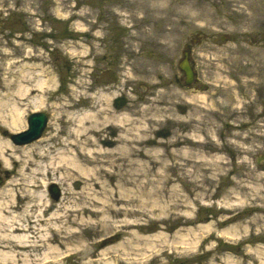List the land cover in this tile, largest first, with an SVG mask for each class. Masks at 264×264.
Segmentation results:
<instances>
[{"label":"rangeland","instance_id":"obj_1","mask_svg":"<svg viewBox=\"0 0 264 264\" xmlns=\"http://www.w3.org/2000/svg\"><path fill=\"white\" fill-rule=\"evenodd\" d=\"M193 1L200 15L189 27L181 25L184 31L171 48L161 38L156 47L163 50L136 42L140 51L129 37L140 29L141 15L130 14L128 0H0V92L23 75L20 82L33 89L18 99L25 126L12 131L0 125L3 139L19 147L5 152L8 167L0 157V191L20 190L19 169L25 166L29 177L41 160L38 148L31 154L20 148L37 139L16 144L10 138L28 127L34 111L49 117L38 138H44L45 150L63 148L62 140L72 138L74 113L99 110L104 112L98 127L91 128L90 120L85 124L88 135L103 138L115 125L128 146L140 147L88 146L106 160L107 172L85 175L99 183L88 189L93 193L86 212L78 209L82 181L73 182L62 170L37 174V211L22 212L32 203L28 196L12 212L28 225L29 237L24 246L5 247L15 254L7 264H47L42 260L47 255L51 264H264V112L256 115L248 105L256 94L258 107L264 106V89L246 97L240 85L247 76H238L242 66L252 65L251 51L264 47V3L253 0L248 9L242 2L229 6V0ZM238 11L258 14L256 26H241ZM186 46L195 70L191 84L179 67ZM146 48L151 66L144 64ZM40 79L41 88L35 86ZM179 133L198 145L173 148L168 143ZM214 161L221 164H206ZM197 163L213 176L209 182H201ZM224 174V186L219 185ZM112 192L123 198L114 206L124 209L114 216L95 212Z\"/></svg>","mask_w":264,"mask_h":264},{"label":"bare ground","instance_id":"obj_2","mask_svg":"<svg viewBox=\"0 0 264 264\" xmlns=\"http://www.w3.org/2000/svg\"><path fill=\"white\" fill-rule=\"evenodd\" d=\"M261 3H264V0H260ZM237 2H242L244 5V8L252 9L254 5L253 0H229V6L231 5H238ZM195 2L193 0H128V8L129 12L132 16L138 17L141 15V18L139 19V25L140 29L138 28L136 34L134 36H131L129 38H132V45L131 46H137L140 49L141 43H146L151 45L153 47L152 49H156L157 51L163 50L162 47H156L162 43L161 38H166L168 40V46L169 48L172 47V45L176 42L178 39V36L181 35L184 31V27H181L182 24H184L185 27H189L195 18H197L200 15V11L195 10ZM243 8V9H244ZM259 10L260 7H256ZM239 16V23L241 26L246 27L248 29H253L252 26H256L255 21L256 14H252V12L249 14H244L242 11H238ZM145 22H150L151 27L149 29L145 30L143 29V24ZM255 28V27H254ZM136 42L139 43L136 44ZM130 45V43H129ZM162 46V45H160ZM166 46V43H165ZM130 47V46H129ZM258 50L251 51V55L249 54V58L251 60L252 65L249 66V64L246 67V64L244 67L242 66L240 68V73L238 76L243 74L244 76H247L241 83L240 87L243 88L242 92L246 97H249L254 94V92L264 89V54H261V50L264 51V47L257 48ZM141 51V49H140ZM149 49H145L143 52L144 58V64L147 66H151L153 62L149 60ZM26 76H20L18 79L16 78L14 81H10L5 83V88L7 89L6 93L0 92V125H3L6 128H9L12 131L19 130L25 126V120L23 118V111L21 107L18 105V99L23 98V96H30L32 94L31 88L23 85L20 80L22 81ZM18 80V81H17ZM16 82V83H15ZM45 82L40 79L37 80L35 83V86H39L40 88L43 86ZM13 85H15L13 87ZM239 87V88H240ZM240 90V89H239ZM229 91V101L231 102L232 97V90L231 88L225 89L224 92ZM109 99V97H107ZM97 102V101H96ZM94 102V103H96ZM32 103L35 107H40L42 102L37 101V99H32ZM261 104L260 99L255 96L251 101H249L248 105L255 107V113L256 115H260L262 112H264V106L258 107V105ZM99 104H95L94 106H98ZM108 105H110L108 103ZM98 110V109H97ZM43 112V111H40ZM104 111H100L99 113L95 114H85L81 117V115L73 114V117H70V119L77 122V127L69 128L70 133L69 135L72 136L71 139L69 137L62 140V143L64 144L63 148H56L55 150L49 149H43L44 147L40 146L42 144V141L44 138L37 139L36 142L38 143H31L26 144L20 147L22 151H24L27 154H31L32 149H39V154L41 160L35 162L36 169L32 170L29 177L25 176V166L21 167L19 169V173L22 177L19 180H15L16 184H20L21 189L14 192L13 189H6L0 191V263L7 264L11 262V257H14L15 254L12 250L5 249V247H21L25 245V242L28 240L29 235H27L28 225L24 226L21 219H18V214H12L13 210L17 207H19V201L25 200L26 197H30L31 204L28 205L26 208L22 209L23 213L30 214V210H34L30 215L35 213L37 211L36 202H39L40 196H37L35 187L38 186V180L35 178L37 174L45 173L50 170L54 171H60L62 170L65 175V177L73 180V182L82 181V190L78 193L79 196V210L81 212H86L90 207L87 205L88 201V189H94L99 184L95 179H98L94 175L90 177H86L89 174L92 173L103 175L102 172L105 171V168H102L106 162L105 159H103V156L100 157L101 154L97 153L96 151L91 153L89 145L96 146L98 148H103L105 145H113L118 144L117 148H140L137 146L136 143H133L134 146H128V140L126 138H122L121 134L122 130L119 129V127L115 125H110V128L116 129L114 131L110 132L103 138H100V134L96 136L88 135V128L85 125L88 120H90V127L96 128L98 127V121H99V115L102 114ZM57 116H60V113L57 114ZM58 120L60 118H57ZM93 119V120H92ZM105 121H108L107 118H105ZM111 124H115L112 122ZM118 130L120 131L118 134ZM1 132V131H0ZM117 136V137H116ZM151 140V139H149ZM153 142L157 141L159 144L163 145L165 141H162L160 139L152 140ZM128 144H127V143ZM170 146H173V148H194L195 145H198L197 141L194 138H190L188 136V133L182 134L179 133L175 136V138L171 139L168 143ZM71 145V146H70ZM74 145V146H73ZM35 148H32L34 147ZM6 147V148H5ZM12 147V148H9ZM19 147H14V145L9 141V139H3L0 133V157L3 158L4 165L7 167L10 164V160L8 157H6L5 152L9 149L17 150ZM68 148H76V150H68ZM49 152H45V151ZM55 152V153H54ZM53 153V154H52ZM44 158H47L46 160H43ZM117 156H113L112 160L118 162ZM221 164L220 162L214 161V162H207L206 164H211L212 167L215 165ZM201 163L194 164V168L199 171H203V174L201 175L202 179L201 182H209L208 179L212 178V175H207L205 173L207 171V168H205V164L203 166H200ZM89 166H92L89 168ZM99 167V169H98ZM218 169V168H215ZM86 175V176H85ZM112 175H110V178H112ZM215 175V174H214ZM116 176V175H114ZM95 177V178H94ZM227 177L223 175L220 176L219 185L222 184L225 181V178ZM83 178V179H81ZM21 180V181H20ZM20 181V182H16ZM226 182H231V179L229 178V181L226 179ZM199 182L196 181V183H193L194 186H196L198 189L205 190L206 189L203 186H198ZM213 183V182H211ZM25 186H27L25 188ZM192 186V185H191ZM224 186V185H223ZM92 187V188H91ZM195 188V187H193ZM104 190V188H102ZM97 192V191H96ZM94 192V194H96ZM112 195L109 198V203L104 204L102 207L98 209H94L95 212L101 213L102 216H104L106 213L110 212L113 216L117 215L121 212V209L115 207L114 205H118L121 201H123V198L119 196L116 192L111 193ZM7 197L9 199L5 200L4 198ZM2 198V199H1ZM130 200L126 201L128 204ZM125 202V201H124ZM131 202V201H130ZM50 206V205H49ZM39 209V208H38ZM41 209L38 210V212ZM21 212V214H22ZM42 212V210L40 211ZM37 213V215H41V213ZM56 214V212H55ZM54 214V215H55ZM58 215V213H57ZM62 216V215H61ZM60 217V216H59ZM57 217V218H59ZM37 219V218H35ZM105 222L101 221V225L103 226L102 229H105ZM61 241H64V238H62ZM56 247H53L52 250H55ZM46 258H49L47 255L42 260H44L47 264H51L50 260H47Z\"/></svg>","mask_w":264,"mask_h":264},{"label":"water","instance_id":"obj_3","mask_svg":"<svg viewBox=\"0 0 264 264\" xmlns=\"http://www.w3.org/2000/svg\"><path fill=\"white\" fill-rule=\"evenodd\" d=\"M180 68L184 71L186 76L185 82L187 84H191L194 81L195 72L189 63V52L184 51V58L179 63ZM48 121V116L45 112H33L28 117V129L11 134V139L16 144H25L38 139ZM3 178L0 176V183L2 182ZM52 191L54 193L59 192V188L56 185H52Z\"/></svg>","mask_w":264,"mask_h":264}]
</instances>
